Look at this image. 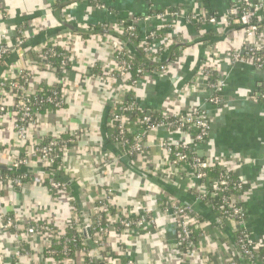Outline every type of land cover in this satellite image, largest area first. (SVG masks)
I'll return each mask as SVG.
<instances>
[{"label": "crops", "instance_id": "obj_1", "mask_svg": "<svg viewBox=\"0 0 264 264\" xmlns=\"http://www.w3.org/2000/svg\"><path fill=\"white\" fill-rule=\"evenodd\" d=\"M238 1L0 0V42L4 35L12 45L19 33L24 34L22 49L11 51L0 61V77L8 73L17 78L24 72L28 75L25 86L32 92L43 84L54 86L61 79L64 81L62 107L37 115L27 146L31 149L45 139L62 140L61 165L55 172L67 186L65 192L53 195L45 184L47 178L42 168H35L31 182L19 187L0 184V264H15V261L78 264L87 259L80 249L69 260L62 259L63 256L54 260L44 256L45 240L35 231L25 234L23 228L35 218L64 228L73 212L83 224L99 221L98 201L105 200L107 188L113 190L107 200L108 212L138 217L141 208L147 206L153 221L139 229H118L116 223L106 219L107 213L102 212L105 224L110 222L101 238L102 246L95 243L93 232L90 241L94 249L86 244L93 257L98 254V264H121L116 258L118 255L133 264H183L177 245V221L169 213L161 212L166 198L190 205L202 220L203 226L196 230L199 246L186 264L227 262L230 252L236 254L229 238L234 235L233 222L217 225V215L210 205L196 199L198 192L205 188L190 166L185 165L184 171L176 174L164 170L165 150L158 144L180 141L188 144L195 157L223 172H231L243 183L244 191L238 197V204L245 227L254 241L264 243V102L255 97L258 87L264 84V68L259 69L249 61L233 60L230 52L240 49L243 33L241 27L229 24L225 18H220L213 26L200 27L188 23L186 17L179 20L148 18L153 12L177 8L185 13L225 15L237 10ZM60 3L64 4L61 18L80 27L112 25L118 29L125 21L136 27L141 39L154 32L155 46L167 43L169 38L171 43L166 48L172 47L163 55L167 70H147L136 84L135 101L150 116L204 111L209 123L205 144H196L189 131L164 125L149 130L144 137L148 162L142 156L125 157L113 144H108L106 117L120 96L123 79H112L107 69L114 66L115 52L122 43L114 36L84 35L63 29L55 16ZM256 20L263 34L255 35L252 42L264 49V12ZM225 29H229L228 32L224 33ZM69 33L71 66L60 79L48 65L41 66L39 60L43 59L46 43L63 48ZM126 52L135 58L127 49ZM209 58L212 61L207 62ZM95 69L101 70L102 75L95 74ZM204 69L223 80L217 103L209 102L213 91ZM13 102L7 95V107L11 109ZM12 122L10 112L1 115L0 164L4 166L24 151ZM111 156L114 159L109 162ZM11 214L19 219L16 227L19 233L5 226L6 217ZM83 239H86L84 235ZM19 250L23 252L17 256Z\"/></svg>", "mask_w": 264, "mask_h": 264}, {"label": "built area", "instance_id": "obj_2", "mask_svg": "<svg viewBox=\"0 0 264 264\" xmlns=\"http://www.w3.org/2000/svg\"><path fill=\"white\" fill-rule=\"evenodd\" d=\"M237 10L229 11L225 15H208L203 12L195 13L189 12L185 13V10L180 8L170 9L167 11H159L151 13L148 18L154 19H163L165 17H170L173 20H179L181 17H186L188 23L197 25L198 27L203 25H215L217 21L221 18L228 20L229 24H235L240 26L243 29V40L241 42V47L238 50L230 52L231 57L234 61L247 62L249 61L255 67L261 69L264 68V57L258 55L260 46L256 42H252L255 35L263 34L261 29L259 30L258 25L255 22L257 16L264 12V2L255 1V0H239L237 3ZM173 24L169 25L172 27ZM115 29L128 37H138L136 32V27L132 23L122 21L119 28L116 26L107 25ZM70 33L67 35L65 42H63V48L66 49L65 54H63L62 62L71 59V39ZM262 36V35H261ZM3 40L0 42V61L9 54L11 51L21 50L24 45V34L19 33L14 38L13 44L10 45L2 35ZM156 34L154 32L149 33V35L144 36V38H139L137 46L140 48L141 52L150 59H157L159 54L166 48L168 42L163 45L155 46ZM171 43V42H170ZM53 55L51 49L44 50L41 58L44 60L48 59ZM114 62L112 67H109L108 74L113 78H122L121 93L116 101L115 105L110 108V126L113 127L115 134L113 135V145L115 148L122 152V155L128 158H134V156H142L148 162L146 155L148 152L144 144V137L147 132L157 126H168L172 128H183L184 125L195 126L197 128V133L193 134V141L196 144L205 140V137L209 132V123L207 120V115L204 111L198 110L195 112L184 113L176 116H162L164 118L174 117L175 119L167 121H159L155 124L151 123V116L144 115H133L131 113H136V111H141L138 103L135 101L128 102L126 101L128 95L132 92L134 93L136 84L143 79L146 69L140 65H135L130 59H133L131 56L127 55L124 44L118 46L117 51L114 55ZM208 61H212L209 58ZM62 63V64H63ZM162 70H167L166 64L161 66ZM209 69H204L203 73L206 76L210 77ZM65 70L63 71V73ZM21 77L27 81V74L22 72L20 73ZM19 75V76H20ZM208 77L209 86L213 91V96L210 97L209 102L217 103L218 94L221 92L224 83L223 80L216 78L215 81H211ZM16 77L12 74L0 77V118L1 115L7 112L11 113L12 116V126L16 134L17 140L20 145L24 148V153L11 160L10 164L12 168L18 169L21 166L35 168H42L45 171L46 182H48L49 187L54 192L55 196L58 193L65 192L66 184L63 181H57L53 178L55 171L49 172L45 169L47 167H53L55 161L59 159V151L63 142L60 139L52 138L49 139L48 143L38 142L34 144V147L31 149L27 146L29 135L32 128L35 127L37 123L38 108L41 102L54 105L56 108H61L64 100V81L61 79L58 83L60 85L59 89H53L51 93L45 98L37 101L34 97L36 93L29 91L26 86L18 82ZM10 96L13 99V104L11 109L7 107L5 103L6 96ZM255 97L264 100V88L262 91L255 93ZM10 109V110H9ZM131 114V115H130ZM133 122L136 125H145L144 128L132 133L130 129V123ZM1 126V125H0ZM129 133H132L131 139L127 137ZM70 141V140H69ZM71 142V141H70ZM60 147V148H59ZM158 147L162 150H165V155L163 161L165 162V171L168 173H179L182 170V167L185 165L190 166L193 171V174L197 180L201 182L205 190L198 192L196 199H201L204 196H213L217 198V206L221 211V215H217V218L221 220L222 223H232L234 225V233H237L235 236V241L239 246L242 259L240 261L237 253H229V260L223 264H264V243H257L254 241L244 224L242 208L238 204V197L244 191L243 183L231 172H223L222 175L217 176L214 179H210L207 174V168L213 167L210 163H206L203 160H200L197 157H192L190 160L183 149H188V144L186 142H175L172 144L159 143ZM30 149V150H29ZM22 155V156H21ZM112 155V154H111ZM112 157L113 161L114 157ZM108 163L105 162L104 166ZM163 171V169L161 170ZM26 177V174L23 175ZM22 177V178H23ZM233 177L236 179L234 180ZM6 183L11 186L19 187L23 184L21 178L19 177H6ZM1 184V182H0ZM228 192L229 195H223L224 192ZM113 190L107 188L104 193L105 200L101 199L98 201L99 206L97 207V213L105 212L107 213L106 219L114 222L123 228L132 229V228H143L147 222H152L153 218L150 215V209L147 206L141 208V213L134 220H129L125 218L124 213H110L108 212L107 200L111 197ZM238 193V195H235ZM212 209V206H210ZM161 212L169 213L177 221V245L181 251L183 263H189L195 254V250L199 246V241L197 236L194 235V231L199 229L202 225L201 218L194 213L190 205L185 203H179L173 198H166L161 206ZM99 217V216H98ZM97 217V218H98ZM19 224V219L11 214L6 217L5 226L7 228L13 227L16 229V232L19 233L16 228ZM108 224L101 226L99 221H93L92 224H88L91 232H93V237L95 238V243L98 247H101L102 242L101 238L104 233L107 231ZM205 224V223H204ZM72 229L76 233L77 238L75 239H66V230ZM83 225L79 215L75 212L71 215V218L67 221L64 228H59L53 225L50 221H45L41 219L31 220L23 228V232L28 234L29 232L35 231L40 237H42L46 244L45 250H47L48 255L52 256L55 253L53 245L55 243L62 244L61 253L64 260H69V248L68 245L73 241L75 244L77 241L80 242L81 247L79 248L81 253L87 255V259L80 260L78 264H96V260L93 255L86 248V242L83 239ZM18 233H16L18 235ZM77 249V250H79ZM263 250V251H262ZM23 250L17 252V256L22 254ZM53 260L55 258H52ZM63 261V260H61ZM15 264H24L21 261H15ZM30 264V263H27ZM31 264H35L34 262ZM126 264H133L131 261H127Z\"/></svg>", "mask_w": 264, "mask_h": 264}, {"label": "trees", "instance_id": "obj_3", "mask_svg": "<svg viewBox=\"0 0 264 264\" xmlns=\"http://www.w3.org/2000/svg\"><path fill=\"white\" fill-rule=\"evenodd\" d=\"M256 21L257 20L255 19V22ZM256 24H257V22H256ZM258 27H259V30H260L261 26H258ZM240 29H242V28H240ZM242 33H243V29H242ZM84 35H86V34H84ZM138 36H139V34H138ZM129 38L135 44L138 43L139 37H129ZM47 49H51L53 51V55L50 56L45 61L43 59H40L39 60V62L41 63L40 65L41 66L42 65H48L49 68L54 72V74L56 75V77H58V78L61 79V77L63 76V71L64 70L66 71L67 69H70V66H71V64H70L71 61H69V60L64 61L65 63L62 62V57L61 56L63 54H65L66 49L60 47L59 45L52 44L50 42H48V43L45 44V47H44L43 51L44 50H47ZM257 54L264 57V49H262V48L259 49V51H258ZM130 60L135 65H140L141 67H143V68H145L146 70H149V71H158V70H161V66H156V65L148 64L145 61L140 60L138 58H133V59H130ZM93 72L95 74H97V75H102L101 70H96L95 69ZM26 76L28 78V75H26ZM209 78L211 79V81H215L216 80L215 73L211 72ZM15 79L18 82L26 85L25 84L26 81L24 80L23 77H21V75L18 76L17 78H15ZM59 88H60V85L48 86L46 84L45 85L43 84V85L40 86V88L36 92H34V93H36V95L34 97L36 98L37 101H40L41 99L45 98V96L49 95L53 89H59ZM263 88H264V84L261 85V86H259L258 87L259 92L262 91ZM134 99H135L134 98V94L131 92L128 95L126 101L131 102V101H134ZM261 101L264 102L263 99H261ZM56 109L57 108L54 107V105L48 104V103H45V102L42 101L41 104H40V106H39V108H38V114L39 113H44V112H47V111H55ZM131 114L134 117L135 115H144L146 113L143 112V111L142 112L141 111H136V113H131ZM110 117H111V115H110V108H109V111H108V114H107V117H106V120H107V126H106V129H107V139H106V141L108 142V144L111 145V144H113V135L115 134V132H114L113 127L110 126V122H109L110 121ZM151 118H152L151 119V123H153V124H155V123H157L159 121H167V122H170V121H172V120L175 119L174 117L164 118V117H162V115H152ZM129 126H130V129L132 130V133H134V130H136L137 128L140 129V128H144L145 127V125H136L133 122H131ZM181 129L182 130L189 131L192 134H195L198 131L195 126H188V125H184V127L181 128ZM132 133H129L127 135V137L129 139H131ZM207 137H208V135L205 137V140H203L202 142H198V144H200V145L205 144V142L207 140ZM48 141H49L48 139H45L44 141H42V143H48ZM183 151L186 153V155L188 156L189 160L192 157L195 156L194 151L192 149H190V148H188V149L185 148V149H183ZM23 153H24V151H23ZM23 153H22V155H23ZM54 164L55 165L53 167H47L45 170L46 171H49V172L56 171V168L61 165V159H60V157H59V159L57 161H55ZM34 173H35L34 172V169H32L31 167L21 166L18 169H14V168L11 167V165H7V166H5V168H0V182H1V184L6 183V177H19V178H21V181H23V184L24 183H28V182H31V180L33 179ZM222 173H223V171H221L219 168H216V167L214 168V166L207 168V174H208L209 177L216 178L217 176L222 175ZM25 174H26V177H23V175H25ZM53 178L55 180H57V181H61V178L58 176L57 173L54 174ZM233 179L236 180L234 177H233ZM45 184L49 187L48 182H46ZM66 188H67V186H66ZM49 189H50V191H52V189L50 187H49ZM51 193H53V195H55L53 191ZM194 195H196V193ZM223 195H225V196L227 195L228 196L229 193L226 191V192L223 193ZM235 195H238V193H235ZM200 201L202 203H204V204H208V205L212 206L213 212L216 213L219 216L221 215V211L218 209V206H217V198H215L213 196H204V197H202L200 199ZM111 211H113V210L111 209ZM99 215H100L99 223H100L101 226H104V224H105L104 215L102 213H100ZM125 218L126 219H136L137 216H135V217H125ZM116 226L118 227V229L122 228V226H120L118 224H116ZM194 235H196V230L194 231ZM236 235H237V233H234V237ZM65 237H66V239H72V240L75 239V238H77L76 233L72 229H67L66 230ZM80 247H81L80 242L77 241L74 244L73 241H72L68 245V248H69V254H68V256L69 257H72L75 254V252L77 251V249H79ZM53 248L55 250V253L52 256H49L47 250H45V249L43 251L44 256H47L49 258H55V259L62 258V256H63L62 253H61V251H62L61 250L62 244L55 243L53 245ZM116 258H119L120 259L121 264H126L127 259L124 256L118 255Z\"/></svg>", "mask_w": 264, "mask_h": 264}, {"label": "water", "instance_id": "obj_4", "mask_svg": "<svg viewBox=\"0 0 264 264\" xmlns=\"http://www.w3.org/2000/svg\"><path fill=\"white\" fill-rule=\"evenodd\" d=\"M64 6L63 3H60L56 9V14L55 16L57 17L58 21H59V25L63 28L66 29L70 32H74V33H78V34H86V35H92V34H104V35H109V36H114L120 39L121 43L124 44V46L126 47L127 51H129L130 54L134 55L135 58H138L140 60L145 61L148 64H152V65H156V66H162L165 63V59L166 57H164L163 55L166 53V51H169L171 49L172 46H169L167 48H165L160 55L157 57V59H150L148 58L146 55H144L140 48L137 47V45H135V43L133 41L130 40V38L128 36H126L125 34L120 33L119 31L112 29L110 27H106V26H100V27H80L78 26L76 23L71 22V21H67L63 18H61L60 16V11L61 8ZM229 29H225V32H228ZM218 38V37H217ZM198 154L201 156L202 155V151L200 150L198 152ZM0 168H5L4 165L0 164ZM68 183V181L66 182ZM215 223L217 225H223V223L221 222V220L216 219ZM83 225V230L82 233L84 235V237L86 238V244L91 248L94 249V245L92 244V242L90 241L91 238V230L89 228L88 223H82ZM230 241L240 259V261H243L242 259V255L239 249L238 244L235 241V237L233 234L229 235ZM96 254V252H95ZM98 255V254H97ZM97 255H95V260L96 263L98 264V260L96 259Z\"/></svg>", "mask_w": 264, "mask_h": 264}]
</instances>
